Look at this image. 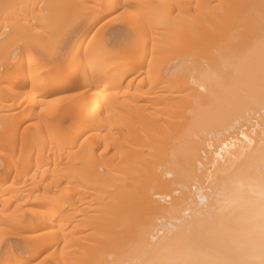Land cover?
<instances>
[{
	"label": "bare ground",
	"instance_id": "obj_1",
	"mask_svg": "<svg viewBox=\"0 0 264 264\" xmlns=\"http://www.w3.org/2000/svg\"><path fill=\"white\" fill-rule=\"evenodd\" d=\"M86 1L0 0L1 98L39 97L46 114L31 105L40 126L21 133L0 114V193L26 186L0 208V264H264V0ZM116 8L138 20L109 48L94 25ZM51 38L64 62L35 53ZM145 65L140 104L101 117ZM202 127L216 146L195 147ZM183 134L197 150H174Z\"/></svg>",
	"mask_w": 264,
	"mask_h": 264
},
{
	"label": "rangeland",
	"instance_id": "obj_2",
	"mask_svg": "<svg viewBox=\"0 0 264 264\" xmlns=\"http://www.w3.org/2000/svg\"><path fill=\"white\" fill-rule=\"evenodd\" d=\"M80 2H82V3H80ZM84 2V3H83ZM86 2V3H85ZM72 3H74V4H78L79 6L78 7H80L81 8V5L82 4H84V6H85V4H87L88 3V1H86V0H72ZM61 4H66L65 3V1H62L61 2ZM74 7H77V6H74ZM84 8V7H83ZM76 10V9H75ZM71 16V14H69V13H66V14H64V15H62V16H60L58 19H57V21H56V23L58 24V25H71V20H73V18L74 17H70ZM0 19H3V16H0ZM135 19H137L135 16H133L132 14L130 15V13L128 14V13H125V12H123L121 9H114V10H111V11H107L106 13H104V15H102L99 19H98V21H97V23L94 25V26H96L95 27V29L96 28H99L98 30H97V33L99 34V38H101V36H102V33H103V38H102V40L107 44V46H109V48H110V46H112L111 48H117L118 46H120V45H122V44H129V42H131V41H129V39L131 38V36H130V38H128L129 36V34L132 32V30H131V28L133 27V25H134V23H135ZM138 20V19H137ZM136 22H138V21H136ZM55 24V23H54ZM94 27H91V31H90V33H92L93 31H94V29H93ZM134 28V27H133ZM136 28V27H135ZM134 28V29H135ZM99 30H101V31H99ZM131 30V31H130ZM117 31H120L119 33L117 32ZM116 32V33H115ZM130 32V33H129ZM128 34V35H127ZM130 35H132V34H130ZM120 36V37H119ZM128 36V37H127ZM77 37H78V35H77ZM77 37H75L74 39L76 40L77 39ZM5 38H6V33H4V35H3V37L2 38H0V44L1 43H3L4 42V40H5ZM88 40H89V38H87V41H86V43L88 42ZM97 40V39H96ZM128 40V41H127ZM131 40V39H130ZM98 41V40H97ZM122 41V42H121ZM90 42V41H89ZM95 41L93 40V41H91L90 43H89V46L90 45H92L93 43H94ZM85 43V44H86ZM63 44H64V41H63V39L62 38H51L48 42H47V45L44 47V48H39V49H37V50H35V53L37 54V55H41V59H42V56H43V58H46V57H48V55H50L51 53V55H54L55 57H54V59H57L56 58V56L58 57V62L60 61V62H64L63 61V57H61V56H63L62 55V53H64V51H65V48L63 49L62 47H64L63 46ZM85 44L82 46V48H84L85 47ZM88 45V44H87ZM13 47H14V45H11L10 47H7L6 49H5V51L6 52H8V51H10V50H12L13 49ZM62 49V51H60L61 49ZM91 48V47H90ZM147 50H148V48H147ZM38 51V52H37ZM61 52L60 54H58L59 52ZM81 53H79V58H80V60H83L85 57H83V53H82V51H80ZM58 55H60V57H61V59L59 58V56ZM45 56V57H44ZM52 58H53V56H51ZM49 58V57H48ZM13 61H15L16 62V60L14 59ZM128 66V65H127ZM124 67H126V65H124L123 66V68ZM120 68H122V66H120V67H117L115 70H117V69H120ZM146 65L145 66H143V67H140V68H136L135 70H134V72L125 80V82H127V80L129 81V85H128V87H127V85L126 84H124V86H121V88H119V90L121 89H127V93L126 94H123V95H121V96H119L118 98H116L115 100H117V102L119 101H121L120 102V107H116V108H114V110L113 111H111L110 112V109H112V108H110L109 106H110V104L109 105H107V108H109L108 110H109V112L110 113H108L107 112V114H105V113H102V115H101V117H104V116H108L109 118H111L112 117V112L113 113H115V115L116 116H113L114 118H112V120L111 121H113V119H115L116 120V118H118L119 119V116L117 115V113L118 114H123L122 112L123 111H125L124 109L122 110V108H123V106L122 105H124V104H126V103H128V104H140V100L138 101V94H139V92L141 91V90H146V88H147V84H146V82H148V78H149V76L147 75V73H146ZM148 78H147V77ZM143 80V82H144V84H143V82H142V80ZM140 80H141V82H142V87L140 86V84L138 85V86H136L137 84V82H140ZM138 87V88H137ZM131 88V89H130ZM139 91H138V90ZM114 90V88L113 87H109V88H106V90H103L102 91V93H101V95H100V97H99V99H102L103 97L106 99V100H108V99H110V92L111 91H113ZM135 92L136 93V95H135V93H132V92ZM138 92V93H137ZM131 94H132V96L134 97V98H132V96H131ZM134 94V95H133ZM1 91H0V114H4V115H7L8 116V119H7V121L5 122V124H8V123H10L11 121H15L16 119H19V118H22V120H21V122H20V124L18 125V126H10V129L9 130H13L14 128H16V130H17V132L18 133H21V132H25L26 130H27V128H29V127H33V128H36V126L37 127H39L40 126V122L39 123H36V121L38 120L37 118H33V117H30L29 116V108H30V106L31 105H33V108H34V112H35V114H37L38 113V115L37 116H35V117H42V116H44V115H46L45 114V105L44 104H41V103H38V102H35V101H37L38 99H39V97H36L33 101H29V100H27V99H19V98H17V99H3V98H1ZM127 96V97H126ZM121 97V98H120ZM135 97H136V99H135ZM127 98V99H126ZM134 99V100H132V99ZM129 99V100H128ZM135 100H137V101H135ZM132 101V102H131ZM33 102H35L34 104H33ZM126 102V103H125ZM137 102V103H136ZM121 103H123V104H121ZM176 104H175V107H174V105H172V110H173V108H175L174 110H176L177 109V111H178V109H180L179 107L177 108V106H178V104H177V102H175ZM178 103H180V102H178ZM118 104V103H117ZM174 104V103H173ZM182 104V103H181ZM181 104H179V106L181 105ZM184 104V103H183ZM183 104H182V108H181V110L182 109H184L183 108ZM171 105H168L167 104V106H171ZM184 105H186V104H184ZM63 106V105H62ZM125 106V105H124ZM187 106V105H186ZM60 107V105H55V106H53V109H57V108H59ZM112 107V106H111ZM128 107H129V105H128ZM128 107L126 108V106H125V108L126 109H128ZM185 107V106H184ZM121 109V110H120ZM185 109H187V107L185 108ZM117 111V112H116ZM120 111H122V112H120ZM129 111V114L131 113V110H128ZM185 111V110H184ZM126 113H128L127 111H125ZM125 112H124V114L122 115V116H124L125 115ZM181 112V111H180ZM186 112L187 113H189L190 111H188V110H186ZM53 113V112H52ZM187 113H185V115L187 114ZM73 114H75V112H73V111H71V112H69V113H64V115H65V118L67 119V121H69L70 120V118L72 117V115ZM128 114V116H130ZM183 114V113H182ZM190 114V113H189ZM189 114H187L186 116H188ZM114 115V114H113ZM133 115V114H132ZM131 115V116H132ZM118 116V117H117ZM128 116H127V118H128ZM130 116V117H131ZM179 116L181 117V115H180V113H179ZM116 117V118H115ZM129 117V118H130ZM183 117V116H182ZM120 118H122V117H120ZM125 119H127L126 118V116L124 117ZM123 118V119H124ZM128 118V119H129ZM177 118V117H176ZM20 120V119H19ZM106 120V119H105ZM107 120H108V118H107ZM106 120V121H107ZM4 123H2V124H0L1 126H0V128H2V131H1V129H0V135H2L1 133L3 132V128H4V125H3ZM217 124V123H216ZM3 126V127H2ZM209 126V125H208ZM210 127H213V126H210ZM6 128V127H5ZM9 128V127H8ZM13 128V129H12ZM211 129V128H210ZM209 128H208V130H210ZM232 129V128H231ZM230 129V130H231ZM115 130V129H114ZM114 130H111V132L112 131H114ZM117 130V129H116ZM116 130H115V132H116ZM150 129H148L146 132L148 133V131H149ZM202 130H203V133H202ZM107 130L105 129V131L104 132H106ZM144 131V134L146 133ZM151 131V130H150ZM149 131V132H150ZM110 132V133H111ZM119 132V131H118ZM199 132V133H198ZM197 133H196V137H197V139L199 140V141H201L202 139H204V136H205V134L204 133H207V131L205 130L204 131V127H202L201 128V130L200 131H198ZM223 132V131H222ZM222 132H220V133H218V134H221ZM151 133V132H150ZM150 133H148V134H150ZM147 134V135H148ZM200 136H199V135ZM202 134H204L203 136H202ZM146 135V134H145ZM146 135V136H147ZM199 136V138H198V136ZM209 137H211V140L212 141H209V140H206V144H208V145H210L208 142H210L211 143V146H207V147H210V148H212V147H214V146H216L218 143H219V139L217 138V137H220L221 135H223V134H221V135H216L215 133H214V137H212L213 136V134H209V133H207L206 134V136H205V139L207 138V139H210V138H208V136ZM186 137V135H184L183 134V136L182 135H180L178 138H176V141H178V146L177 145H175L176 143H174V144H172L171 146L173 147V145H174V150H178V151H180V152H183V151H189L190 150V152L192 151V150H197V149H193L192 147L190 148V145L189 146H187V141H185V137ZM194 137H195V134L193 135ZM238 136V135H237ZM181 137V138H180ZM193 137V139H195V142H194V144H195V147H197L198 149L201 147V145H203L204 144V146H206V144L205 143H203L202 141V143H200V145H199V143H197V139L196 138H194ZM145 138H147V137H145ZM180 138V139H179ZM184 138V139H183ZM215 138V139H214ZM216 138L218 139V141L216 142V145H213L212 143H214L213 141L215 140L216 141ZM175 138H173L172 139V142H175V141H173ZM204 139V140H205ZM181 140V141H180ZM185 142H184V141ZM208 141V142H207ZM172 142H170V143H172ZM183 142V143H182ZM205 142V141H204ZM186 145H185V144ZM180 144V145H179ZM193 144V145H194ZM196 144L198 145V146H196ZM183 146V147H182ZM200 146V147H199ZM153 147H154V145H153ZM171 147V148H172ZM194 147V148H195ZM177 148H179V149H177ZM186 148H188V149H186ZM190 148V149H189ZM110 149H112V148H109L108 149V151H107V153H106V157L108 156L109 157V155H107L108 154V152H109V154H110V157L111 156H113V155H111V154H113L114 152L112 151V150H110ZM201 150V149H200ZM173 151V150H172ZM111 152H113V153H111ZM138 152H140V150H138ZM137 152V154L139 155L140 153H138ZM143 154H144V152H143ZM172 154V153H171ZM140 156V155H139ZM178 156H181V155H178ZM113 157H115V155L113 156ZM113 157H111V158H113ZM140 157H142V155L140 156ZM169 157V156H168ZM182 158V157H181ZM109 160H107L106 159V161L108 162L109 161V166L111 165V162H114L116 159H114L113 158V160L110 162V158H108ZM168 160V161H167ZM167 161V162H166ZM166 162V163H165ZM115 163V162H114ZM171 163H173V160H172V155H171V157L170 158H167L162 164H161V167H169L170 165H172ZM181 163H183L184 164V162H181ZM181 163H179L180 165H178L177 167H173V168H175V170H173V171H176L177 169L178 170H180V171H185L184 169H179L180 167L179 166H183V164L181 165ZM164 164L166 165V166H164ZM2 165V166H1ZM113 166V165H112ZM176 166V165H175ZM4 168H5V166L3 165V164H0V174H3V170H4ZM182 168H185V167H182ZM187 169V168H186ZM12 171H11V173H10V175H9V177H8V179L4 182V184H3V187H7L9 184H12V182H13V180H12V174H13V169H11ZM177 170V171H178ZM187 171V170H186ZM183 174V173H182ZM111 184V183H110ZM15 186H18L15 190H13V191H15V192H12L10 189H3V191L0 193V208L2 207V206H5V207H8V208H12L13 207V205H14V194H20V193H23V192H25L26 191V186L25 185H22V184H20V181H17V183H15ZM109 187V186H108ZM107 187V188H108ZM111 189V188H110ZM109 189V190H110ZM8 212L6 211V212H3V213H1L0 214V222H4V221H6L7 219H8ZM0 226H2V227H4V228H6V226L5 225H3L2 223H0ZM1 235L2 234H0V237H1ZM3 251V250H2ZM41 256V255H40Z\"/></svg>",
	"mask_w": 264,
	"mask_h": 264
}]
</instances>
